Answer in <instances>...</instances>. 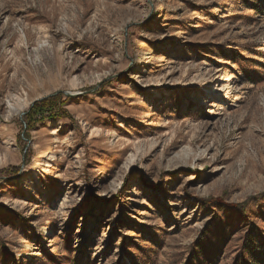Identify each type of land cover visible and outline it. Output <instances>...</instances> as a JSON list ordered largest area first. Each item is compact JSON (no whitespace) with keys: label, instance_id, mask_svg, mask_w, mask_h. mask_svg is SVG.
I'll return each instance as SVG.
<instances>
[{"label":"rangeland","instance_id":"rangeland-1","mask_svg":"<svg viewBox=\"0 0 264 264\" xmlns=\"http://www.w3.org/2000/svg\"><path fill=\"white\" fill-rule=\"evenodd\" d=\"M257 255L264 0H0V264Z\"/></svg>","mask_w":264,"mask_h":264},{"label":"trees","instance_id":"trees-1","mask_svg":"<svg viewBox=\"0 0 264 264\" xmlns=\"http://www.w3.org/2000/svg\"><path fill=\"white\" fill-rule=\"evenodd\" d=\"M61 102L60 97H52L46 100H43L39 103H37L31 110V112L28 115H35V116H40V117H57V116H61V117H66L65 114H59L57 112H59L60 109V105L59 103ZM63 112V111H62ZM34 116V117H35ZM33 119V117H32ZM33 122V120H31L30 118H27V124L30 126V123ZM207 202L209 203H216L219 202V197H209L206 199ZM233 206L236 207H242V209L245 208V204L244 205H238V204H234ZM246 210V209H245ZM253 263L252 264H264V255H257V256H253Z\"/></svg>","mask_w":264,"mask_h":264},{"label":"bare ground","instance_id":"bare-ground-1","mask_svg":"<svg viewBox=\"0 0 264 264\" xmlns=\"http://www.w3.org/2000/svg\"><path fill=\"white\" fill-rule=\"evenodd\" d=\"M49 232H50V230L48 229V230H47V233H49Z\"/></svg>","mask_w":264,"mask_h":264}]
</instances>
